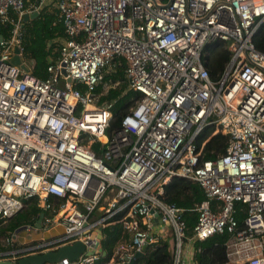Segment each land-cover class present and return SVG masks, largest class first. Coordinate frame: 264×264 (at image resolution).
Listing matches in <instances>:
<instances>
[{
    "label": "built area",
    "instance_id": "1",
    "mask_svg": "<svg viewBox=\"0 0 264 264\" xmlns=\"http://www.w3.org/2000/svg\"><path fill=\"white\" fill-rule=\"evenodd\" d=\"M51 1L0 0V223L31 198L42 215L39 228L38 219L24 225L34 239L4 235L0 259L79 241L86 250L76 260L54 264H129L172 238L168 264H198L195 243L227 232L226 264H264V51L253 42L264 0H59L66 36L42 79L24 57L23 15ZM210 45L229 51L214 81L203 60ZM16 48L27 70L11 63ZM117 66L124 92L137 96L108 137L116 98L101 97L119 85L104 80ZM208 126L227 146L200 160L195 141ZM173 176L204 193L191 229L164 200ZM113 218L122 231L106 251Z\"/></svg>",
    "mask_w": 264,
    "mask_h": 264
},
{
    "label": "trees",
    "instance_id": "2",
    "mask_svg": "<svg viewBox=\"0 0 264 264\" xmlns=\"http://www.w3.org/2000/svg\"><path fill=\"white\" fill-rule=\"evenodd\" d=\"M58 1L52 0L49 5L40 9L36 17L22 24L24 57L27 60L34 61L32 73L42 79L47 77L46 67L50 59H56L60 45L66 36L62 22L59 19ZM0 33L3 36L7 34V30L1 25ZM253 42L259 50L264 51V23L254 34ZM207 51L205 68L210 79L214 81L224 70L225 64L229 60V51L220 45L207 46ZM104 80L120 81L118 86L110 88L108 93L101 97V99L116 98L113 115L106 129V135L111 137L120 130L122 117L132 106L137 93L133 90L124 92L126 82L120 66H117L116 71L105 73ZM75 87L79 88L80 86L75 84ZM100 89L99 86L97 91ZM227 141L228 137L225 134L222 132L214 133L212 126L206 127L195 141L197 148L200 149V160L215 159L217 154L224 153ZM90 147L99 152L101 142L95 140ZM163 196L166 202L184 210L183 219L187 227L191 229L198 217V212L192 209L205 198L201 187L187 178L173 176L164 185ZM236 206L240 207L242 205L237 203ZM39 213L40 207L35 198L25 200L22 210L10 217L4 225L0 223V233L7 234L23 225L34 224L39 217ZM235 217L238 223L242 225L245 217L244 212H237ZM115 220L116 218L111 219L110 224L104 229L102 247L106 251L111 250L122 231L120 223L114 222ZM228 236L227 232L217 233L202 241H197L195 245L200 248V251L196 253L198 264H226L225 242ZM0 249H3V247H0ZM170 260L169 243L159 240L157 243L148 246L144 254L137 258L133 264H168Z\"/></svg>",
    "mask_w": 264,
    "mask_h": 264
},
{
    "label": "water",
    "instance_id": "3",
    "mask_svg": "<svg viewBox=\"0 0 264 264\" xmlns=\"http://www.w3.org/2000/svg\"><path fill=\"white\" fill-rule=\"evenodd\" d=\"M171 0H169L170 2ZM38 15V12H32V13H25L23 15V21L27 22L29 19H33L34 17H36ZM2 40V37L0 36V41ZM18 53V49H15V55L11 58V63L15 64V65H19L22 69L27 70V66L24 63H21V60L19 58V56L17 55ZM206 56L205 55L203 57L204 60V65L206 63ZM62 73L65 75V71L62 70ZM68 81H71L70 79H68ZM41 216L40 218L37 220V222L35 223L36 227H40V222H41ZM25 229V226H21L19 227L16 232H20L22 230ZM102 234V229H98V237H101ZM169 246H170V250H173V239L170 238L169 239ZM86 250V247L83 243L77 241L74 242L72 244H64L61 245L59 248H57L56 250H50V251H46L44 253H34V254H30L24 257H21L20 259H18L16 262L12 261V260H1L0 259V264H47V263H58L60 262L62 259L67 258L68 260L74 261L76 260L80 254H82L84 251ZM101 250V249H100ZM92 252H96V250H92L89 249L86 251V254H91ZM104 254V252H103ZM143 255V252H136L134 257H132L129 261V264H133L135 262V260L139 257H141Z\"/></svg>",
    "mask_w": 264,
    "mask_h": 264
},
{
    "label": "crops",
    "instance_id": "4",
    "mask_svg": "<svg viewBox=\"0 0 264 264\" xmlns=\"http://www.w3.org/2000/svg\"><path fill=\"white\" fill-rule=\"evenodd\" d=\"M29 61H30V63L34 64L33 60H29ZM25 233L26 234L29 233V234H27V236H29V238H26L27 240L34 239L35 237H37V234H38V233H35V232H24V230H22L21 233H20L21 236H20V240L19 241H27L26 239L25 240L22 239V237H24L23 234H25ZM51 233H47V234H51ZM191 246H193V245H191Z\"/></svg>",
    "mask_w": 264,
    "mask_h": 264
},
{
    "label": "rangeland",
    "instance_id": "5",
    "mask_svg": "<svg viewBox=\"0 0 264 264\" xmlns=\"http://www.w3.org/2000/svg\"><path fill=\"white\" fill-rule=\"evenodd\" d=\"M26 60V63L28 64V65H30V61L29 60H27V59H25ZM133 102H134V100H133ZM3 225L5 224V223H2ZM1 227V226H0ZM56 230V229H55ZM167 230H168V228H167ZM56 231H53L52 233H55ZM20 233H21V231L18 233L19 235L18 236H21L20 235ZM48 233H50V232H48ZM27 234H29V233H27ZM27 234L25 233V234H23V236L24 237H22V239L23 240H25L26 238H29V236H27ZM4 235L5 234H3V233H0V244L2 243V239L4 238ZM27 240V239H26Z\"/></svg>",
    "mask_w": 264,
    "mask_h": 264
}]
</instances>
